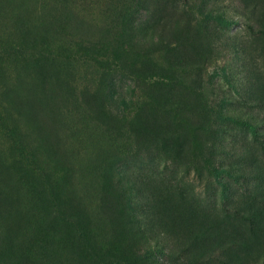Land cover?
Listing matches in <instances>:
<instances>
[{"label": "rangeland", "instance_id": "rangeland-1", "mask_svg": "<svg viewBox=\"0 0 264 264\" xmlns=\"http://www.w3.org/2000/svg\"><path fill=\"white\" fill-rule=\"evenodd\" d=\"M0 264H264V0H0Z\"/></svg>", "mask_w": 264, "mask_h": 264}]
</instances>
